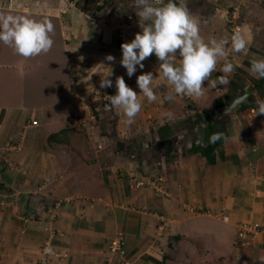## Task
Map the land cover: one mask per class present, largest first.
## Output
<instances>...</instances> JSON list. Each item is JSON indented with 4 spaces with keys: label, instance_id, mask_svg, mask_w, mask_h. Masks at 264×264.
<instances>
[{
    "label": "crops",
    "instance_id": "1",
    "mask_svg": "<svg viewBox=\"0 0 264 264\" xmlns=\"http://www.w3.org/2000/svg\"><path fill=\"white\" fill-rule=\"evenodd\" d=\"M18 1L23 2V9L0 6V13L51 19L55 25L53 37H58L56 45L64 54L56 61L63 76L52 83L55 98L49 103L55 106L47 102L29 104L27 98L39 92L33 91L32 85L38 75L36 68L43 63L24 58L0 43L4 54L14 51L9 60L3 55L5 60L0 62V264H163L162 238L188 233V225L196 226L187 222L184 227L179 221L190 218L213 217L234 224L247 217L260 228L253 242L264 233V115L253 116L257 109L248 113L247 140L242 138L239 122L228 125L222 143L224 154L221 158L216 154L213 164L190 152L192 138L188 133L181 134L188 141L185 148L180 146L170 161L160 158L150 178L152 184L127 191L121 176L125 174L130 184L134 164L115 155L116 150L110 151L111 143H106L112 139L98 136L95 142L103 143L100 149L90 142L96 159L83 163L69 142L76 136L59 133L66 127L69 110L75 108L91 73L108 71L99 63L112 65L105 59L112 52L106 49L111 42L108 33L100 36V30H91L86 8L73 0ZM116 39L121 47L124 41ZM81 53L89 56V63L82 61ZM121 58L122 54L119 61ZM157 61L144 60V68L137 66L133 81L127 84L139 93L136 77L149 71L157 75L154 83L159 81L162 86L155 104L172 90L161 79L160 69L154 64ZM112 66V83L117 76L125 79L126 69ZM92 77L101 78L99 74ZM204 86V96L189 99L197 108L217 95L210 90V83L206 81ZM139 95L142 103L151 104ZM168 110L171 113L173 108ZM32 119L37 120L36 125ZM202 132L203 128L196 132V144L205 140ZM115 162L121 166L120 172ZM142 173H138L139 178L145 177ZM5 195L9 201L3 200ZM22 197L26 199L24 204L19 201ZM184 200L208 209L182 219L186 211H180L178 205Z\"/></svg>",
    "mask_w": 264,
    "mask_h": 264
},
{
    "label": "rangeland",
    "instance_id": "2",
    "mask_svg": "<svg viewBox=\"0 0 264 264\" xmlns=\"http://www.w3.org/2000/svg\"><path fill=\"white\" fill-rule=\"evenodd\" d=\"M74 1L81 7L86 8L85 13L87 15L85 18L87 24L92 26V29H88L100 30V36H103L102 32L108 33V42H111L110 45L108 43L106 49L110 52L112 50L111 55L115 57V62L111 63L112 65L120 66L121 68H118L119 70H123L124 68L119 61L122 51L116 38L122 39L124 42H129L134 38L136 30L138 32L141 31L139 17L136 14L139 10L134 6L135 0H73V2ZM186 2L190 12L200 19V34L205 41L213 37L217 39L223 37L230 40L233 34L231 28L234 26H239V29L243 31L244 29L245 31L251 29L252 42L247 54L229 53L228 59L231 60L233 64L236 62L235 65H237L234 73L229 77V81L231 79L236 80L238 76L237 81L240 86H243V88L236 89L238 95L240 92H243L248 85H252L255 80H260L254 78L250 74V68L253 59L264 58V0H186ZM0 6H5L10 9H23L24 4L18 0H3ZM15 15L24 14L15 13ZM55 38L53 37L55 46L52 47L51 51L47 54L32 57L34 60L39 59L43 64L36 68L38 75L34 77L32 85L33 91L39 90V92L33 94L32 97H28V100L25 98L31 105L41 103L45 105L44 103L47 102L46 105L50 107L55 106L49 103L50 99L55 98L51 93L52 83L54 80L57 81L61 75L63 76V72L60 69L62 67L58 66L60 62L57 64L56 61H59L64 55L62 53V47L56 45L59 39ZM228 47H231L230 43ZM8 51L7 54H4L3 51L0 50V54H2L0 55V62L5 60L3 55H8V60L13 56L14 51ZM154 56L153 54L149 57L152 63L157 59L154 58ZM81 58L84 59L82 60L83 62L86 61V63H89L88 55L81 53ZM83 62L81 65L82 69L85 67ZM158 63V61L154 63L156 64V68H159V65H157ZM222 64L223 61L217 65L215 78L221 75L219 69L222 67ZM112 65L106 64V66L109 67H113ZM100 79L101 78L98 80V78L92 77L87 84L82 85V89L79 92V99L77 103H75V108L69 110L66 119V127L60 130L59 133L74 134L76 136L75 141L69 140V142L75 150L76 155H79L81 161L83 160V163H85V160L89 163L91 159H96L95 155L97 154H92L94 149L90 147V142L100 149L103 143L99 141L96 144L95 140L98 136L103 135L104 138L108 137L112 139V142L108 141L106 143H111L109 147L111 148L110 151L116 150L115 155L123 157V160H129V162L131 161L134 164L131 171L135 175H132L133 177L130 184L129 178H127L125 174L121 176L122 180L127 184V191L128 188L136 190L135 188L140 186L137 185L139 172H143L142 175L145 177L148 176L152 178L154 168H156L160 158L170 161L180 146L183 147V149L185 148L184 144L188 141L185 140L186 137L185 139L181 137V134L188 133L191 136L192 140H189L191 142H189L188 146V148H190L192 143L195 142L194 138L199 128H204L202 133L205 135L207 132H211V135L214 133H222V142L216 148V154L221 158L224 154L222 147L223 137L227 133L228 125H232L234 120L239 122L240 128H242V138L244 136V139L246 138L247 140L249 136V131L247 130L248 125L246 123L248 113L251 112V109H257V107L249 108L245 105L243 108H236L230 113L220 115V112L225 108L218 110L215 107L213 108L211 104L214 99L220 96L223 97L225 102L231 98L230 94H232L234 90L228 83L224 86L217 85L215 88L211 87L210 90H214V93H217V95H213L212 100L207 103L206 106L203 104L198 106V108L194 106L193 99L191 101L187 96H176L173 101H167L162 98L163 102L159 101L156 104L153 102L151 104L142 103V110L135 118V122L129 125L125 122L126 118L122 112H118L115 109L111 111L105 110V106L110 103L109 96L115 95L116 93V87L114 82L112 83V87L101 89L99 87ZM124 80L126 84L129 85L133 81L132 77H129L127 74ZM261 80L262 84L256 89L253 88L252 91V96L256 101L264 100V88L262 89V87H264V79ZM82 84L84 83L82 82ZM169 89H171V86L168 90ZM157 92H159V89ZM57 98H59V96ZM154 104L158 105V107L155 108ZM148 105H151V107L149 108ZM170 107L173 108L171 113L169 112L170 110H168ZM211 110L213 111V115L210 118L213 119V123L209 131L204 126L206 121H209L206 117H202L200 121L202 124L196 125L195 129H187V122H185L186 117L190 116L194 118L195 113L204 114V111L212 113ZM156 117L161 118L157 119ZM164 122L173 125L172 134L173 136L175 135V141L170 145L172 148L170 153L165 151L166 143H164V141L161 142L156 133L157 126ZM196 122L199 123L197 120ZM198 144L202 143L199 142ZM175 149L176 151L173 152ZM117 156L115 160H117ZM111 161L112 159L107 160L106 163L108 164ZM106 163L105 165H107ZM115 165L119 166L118 172H120L119 169H121V166L118 165V163ZM78 167L81 168V166ZM135 171H138V173H135ZM144 172H146V174H144ZM144 185H147L146 181H144ZM12 195V197H15L14 194ZM181 202L178 208L182 209L180 211H186V216L183 215L181 217L182 219H184L183 217L197 216V213L207 211L208 209H206L205 206L198 207L188 200ZM249 219L245 217L244 220H240L234 224L227 222V224L225 222L222 223L219 218L214 219L213 217L190 218L185 222L179 221V224H185L184 227L188 225L186 224L187 222L196 227L188 225V233L183 231L181 234H168L162 238L164 248L163 264H259L260 257H264V233L261 232L260 236L253 242L252 239L260 228H258L257 223L252 222L253 219ZM241 227L245 228V235L240 237V239L237 235ZM193 232L196 233L193 234ZM219 233H224V235L221 234V236L218 237L217 234Z\"/></svg>",
    "mask_w": 264,
    "mask_h": 264
},
{
    "label": "clouds",
    "instance_id": "3",
    "mask_svg": "<svg viewBox=\"0 0 264 264\" xmlns=\"http://www.w3.org/2000/svg\"><path fill=\"white\" fill-rule=\"evenodd\" d=\"M134 6L139 10L136 14L141 31L131 41L121 44L120 64L126 69L127 75L132 77L137 66L143 69V61L154 54L159 62L161 79L167 81L172 89L163 98L167 101H173L176 96L193 99L204 96L206 81L213 88L227 85L228 78L237 67L228 59L229 53L246 55L252 42L251 29L247 33L237 29L230 40L213 37L205 41L200 34V19L190 12L186 0H135ZM54 32L55 25L51 19L0 13V43L11 47L24 58L51 51ZM105 59L115 62V57L110 54ZM221 61L223 64L219 71L222 74L211 79ZM99 65L108 71H94L89 80L92 75L99 74V87H112L111 67L104 63ZM250 74L254 78L264 79V58L252 60ZM156 76L151 71L138 75L136 83L139 93L129 87L122 76H117L116 93L109 96L110 103L105 106V110L122 112L127 124L134 123L143 107L139 94L149 103L160 99L157 90L162 85L159 81L154 83ZM255 115H264V100H257ZM221 136L222 133H214L211 139L214 142ZM259 264H264V257H260Z\"/></svg>",
    "mask_w": 264,
    "mask_h": 264
},
{
    "label": "trees",
    "instance_id": "4",
    "mask_svg": "<svg viewBox=\"0 0 264 264\" xmlns=\"http://www.w3.org/2000/svg\"><path fill=\"white\" fill-rule=\"evenodd\" d=\"M237 77H236V80L231 79L229 81L230 87L234 90V92H232V94H230L231 98L227 102H225L223 97H221V96L217 97L216 99H214L213 103L211 104V105H213V108L215 107L218 110H222L223 108H226L230 104L231 100L234 97H236V95H237L236 89L243 88V86H240L239 82L237 81ZM261 84H262L261 79L255 80L254 83H252V85H253L252 87L254 89H256ZM263 88L264 87H262V89ZM245 105H247L249 108L257 107V101L254 100L252 93L237 108L238 109L243 108V106H245ZM203 113L204 114L195 113L194 118H192L190 116L186 117L185 122H187V125H186L187 129H190V130L195 129L196 125L202 124V123H200L202 117H206L209 121L208 122L206 121L204 126L209 131L210 126L213 123V119L210 118L213 115V111H212V113H209L208 111H204ZM191 119H193V120H191ZM196 120L199 121V123H197ZM217 121H218V119H217ZM156 133L159 137V140H161V142L164 141V143H166L165 151L170 153L172 150L170 145L172 144V142L175 141V135L173 136V134H172L173 133V125L170 123L164 122V123L160 124L159 126H157ZM204 137H205V140H204V142H202V144H196L195 142H193L191 147L189 148V151L192 153H199L201 156L204 157L206 163L213 164L215 162L216 148H217V146H219L221 144L222 136L218 139H215L214 142L211 139L212 138L211 132L210 133L207 132V134L204 135ZM177 139H178V136H177ZM48 140H49V142L51 141V136H48ZM174 151H176V149L173 150V152Z\"/></svg>",
    "mask_w": 264,
    "mask_h": 264
},
{
    "label": "water",
    "instance_id": "5",
    "mask_svg": "<svg viewBox=\"0 0 264 264\" xmlns=\"http://www.w3.org/2000/svg\"><path fill=\"white\" fill-rule=\"evenodd\" d=\"M253 87L252 85H248L243 92H240L229 104L227 108L220 112V115H224L230 113L235 110L243 101H245L249 95L252 93ZM246 97V99H245Z\"/></svg>",
    "mask_w": 264,
    "mask_h": 264
},
{
    "label": "built area",
    "instance_id": "6",
    "mask_svg": "<svg viewBox=\"0 0 264 264\" xmlns=\"http://www.w3.org/2000/svg\"><path fill=\"white\" fill-rule=\"evenodd\" d=\"M2 3V0H0V4ZM232 29V32L234 33L237 29H239V26H234V27H232L231 28ZM31 123L33 124V125H36L37 124V120L36 119H32L31 120ZM196 141H198V140H196ZM199 142V141H198ZM202 143V142H201ZM145 179V180H144ZM144 181H146L147 183H151L152 184V180H150V178L147 176V177H141V178H139V180L137 181V185H140V186H143L144 185ZM158 190H159V188H157ZM3 200H6V201H9L10 200V198L8 197V195H5V196H3ZM22 204H24L25 202H26V199L25 198H21L20 200H19ZM41 203V202H40ZM243 235H245V228H240L239 229V231H238V237L240 238V237H242ZM241 239V238H240Z\"/></svg>",
    "mask_w": 264,
    "mask_h": 264
}]
</instances>
